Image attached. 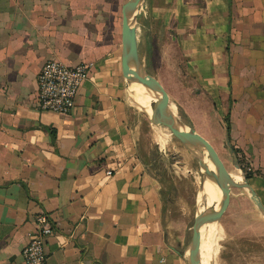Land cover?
I'll return each mask as SVG.
<instances>
[{
	"label": "crops",
	"instance_id": "obj_1",
	"mask_svg": "<svg viewBox=\"0 0 264 264\" xmlns=\"http://www.w3.org/2000/svg\"><path fill=\"white\" fill-rule=\"evenodd\" d=\"M122 1L0 0V264H24L43 210L54 221L46 264H188V240L166 224V170L142 151L143 114L122 70ZM236 2L246 15L234 26ZM145 6L149 58L171 46L197 93L217 107L225 98L226 131L235 115L236 147L252 156L250 182L264 202V0ZM51 57L90 63L68 113L38 102Z\"/></svg>",
	"mask_w": 264,
	"mask_h": 264
},
{
	"label": "rangeland",
	"instance_id": "obj_2",
	"mask_svg": "<svg viewBox=\"0 0 264 264\" xmlns=\"http://www.w3.org/2000/svg\"><path fill=\"white\" fill-rule=\"evenodd\" d=\"M146 2V1H145ZM233 8V25L238 23L246 9H237L238 2ZM145 3L140 10H143ZM146 9V6H145ZM143 12L138 17L139 48L144 63L150 71L160 77L171 95L174 110L185 120L194 124L202 133L208 136L217 147L232 174L241 179L246 176L253 162L249 153L238 150L239 144L235 115L231 116L232 132L226 131L225 98L217 107L216 101L208 92L199 94L192 87L190 78L182 74L178 55H173V48L165 44L160 47L153 58L148 56L147 28ZM164 41V38H161ZM175 52V51H174ZM174 60V61H173ZM191 86V87H190ZM221 98V96H220ZM195 109V111H188ZM140 110V109H139ZM236 111V108H235ZM142 120L138 122L143 154L150 159L151 167L166 170V176L161 178L164 187L166 204V224L170 231L178 235L182 233L187 240L192 234V225L197 210V191L201 180L199 162L177 138L171 130L163 124L152 122L142 110ZM236 113V112H235ZM152 122V123H151ZM242 148L246 144L241 145ZM244 150V149H243ZM246 155L248 157H246ZM249 158V161H247ZM206 200L214 192L208 184L206 186ZM205 206V201L202 207ZM213 264H264V216L260 213L255 200L248 189L232 188L231 199L215 235L210 244Z\"/></svg>",
	"mask_w": 264,
	"mask_h": 264
},
{
	"label": "water",
	"instance_id": "obj_3",
	"mask_svg": "<svg viewBox=\"0 0 264 264\" xmlns=\"http://www.w3.org/2000/svg\"><path fill=\"white\" fill-rule=\"evenodd\" d=\"M146 0H123L121 22L122 70L129 94L136 107L156 124L166 125L179 138L188 151L198 159L201 180L197 191V210L192 225V234L182 254L188 264H206L202 257L201 243L206 233L218 228L228 209L232 188L249 190L259 211L264 216V202L261 195L247 176L236 178L228 169L212 141L202 134L196 126L182 118L172 107L171 95L163 82L154 75L144 63L138 39V17ZM139 90L149 97L144 103ZM209 178L221 190L218 201L202 207L204 196H198L204 190L205 180ZM210 264H213L212 261Z\"/></svg>",
	"mask_w": 264,
	"mask_h": 264
},
{
	"label": "built area",
	"instance_id": "obj_4",
	"mask_svg": "<svg viewBox=\"0 0 264 264\" xmlns=\"http://www.w3.org/2000/svg\"><path fill=\"white\" fill-rule=\"evenodd\" d=\"M89 73L87 61L72 64L55 57L46 60L38 74L40 108L58 113L71 111ZM36 224L35 232L23 248L24 264H46V240L54 231L53 217L46 210L40 211L36 214Z\"/></svg>",
	"mask_w": 264,
	"mask_h": 264
},
{
	"label": "bare ground",
	"instance_id": "obj_5",
	"mask_svg": "<svg viewBox=\"0 0 264 264\" xmlns=\"http://www.w3.org/2000/svg\"><path fill=\"white\" fill-rule=\"evenodd\" d=\"M139 96L144 103H148L149 97L147 94H144L141 90H139ZM208 184L214 189V192L209 197V199H211V202H209V204H208V201L206 200V193H207L206 186ZM220 193H221L220 188L212 180L207 178L204 183V190L201 193H199L198 196L200 197L204 196L205 206H206V205H211L212 203L218 201L220 198ZM216 230L217 228L215 230L214 229L210 230V233H206L201 243L202 257L206 264H210L211 262L212 252L210 249V244L212 243V239L215 235Z\"/></svg>",
	"mask_w": 264,
	"mask_h": 264
},
{
	"label": "trees",
	"instance_id": "obj_6",
	"mask_svg": "<svg viewBox=\"0 0 264 264\" xmlns=\"http://www.w3.org/2000/svg\"><path fill=\"white\" fill-rule=\"evenodd\" d=\"M150 54H151V50H150V48H148V56L150 57ZM228 129L230 128V124H229V122H228ZM251 169V168H250ZM254 171L255 170H250V171H247L246 172V176L248 177V178H250L252 175H253V173H254Z\"/></svg>",
	"mask_w": 264,
	"mask_h": 264
}]
</instances>
